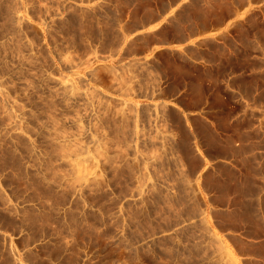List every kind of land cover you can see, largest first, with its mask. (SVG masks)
I'll return each mask as SVG.
<instances>
[{
    "label": "rangeland",
    "instance_id": "374dc122",
    "mask_svg": "<svg viewBox=\"0 0 264 264\" xmlns=\"http://www.w3.org/2000/svg\"><path fill=\"white\" fill-rule=\"evenodd\" d=\"M130 2L0 0V264H235L191 180L181 86L131 42ZM249 26L257 54L231 62L259 69L234 80L248 101L225 91L212 114L243 111L264 180V21Z\"/></svg>",
    "mask_w": 264,
    "mask_h": 264
},
{
    "label": "crops",
    "instance_id": "0c3cea01",
    "mask_svg": "<svg viewBox=\"0 0 264 264\" xmlns=\"http://www.w3.org/2000/svg\"><path fill=\"white\" fill-rule=\"evenodd\" d=\"M263 7L264 0H131L128 9L131 42L143 47L142 54L169 57L170 83L181 86L171 103L193 139L183 164L192 168L210 232L235 264H264V180L256 164L245 165L259 148L242 138L251 129L236 127L243 111L231 115L225 128L223 116L212 113L215 101L226 102L225 91L248 101L234 80L259 69L231 62L256 56L243 51L238 37L245 31L248 38L249 24L264 21ZM185 96L194 108L183 105Z\"/></svg>",
    "mask_w": 264,
    "mask_h": 264
}]
</instances>
